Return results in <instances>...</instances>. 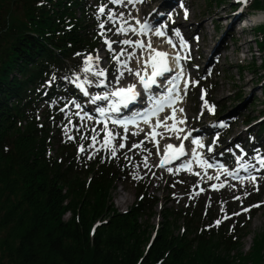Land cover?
<instances>
[{
    "label": "trees",
    "instance_id": "16d2710c",
    "mask_svg": "<svg viewBox=\"0 0 264 264\" xmlns=\"http://www.w3.org/2000/svg\"><path fill=\"white\" fill-rule=\"evenodd\" d=\"M90 13L87 0H0V264L250 263L230 255L238 221L215 225L195 210L161 208L149 238L158 199L136 187L134 202L117 210L111 194L121 168L110 159L79 161L74 139L57 137L59 106L47 105L71 94L60 78L101 43ZM256 73L263 116L264 58ZM263 132L264 116L254 136ZM256 241L252 260L264 264V239Z\"/></svg>",
    "mask_w": 264,
    "mask_h": 264
},
{
    "label": "rangeland",
    "instance_id": "374dc122",
    "mask_svg": "<svg viewBox=\"0 0 264 264\" xmlns=\"http://www.w3.org/2000/svg\"><path fill=\"white\" fill-rule=\"evenodd\" d=\"M249 1L247 0L243 6L238 0L221 2L220 0H140L139 3L133 4H128L127 0H123L120 4H113L111 0H87L91 8L90 22L93 21L95 32L101 41L92 56H99V60L93 61L92 72L85 73L83 68L86 66L87 55L76 71L60 78V86L69 88L71 94L61 96L63 105L57 111L60 119L55 123L59 128L56 132L57 137L74 139L79 161L85 163L89 157L107 158L121 168L120 179L116 180L111 194L113 206L117 210L124 211L134 202L136 187L147 189L158 199L155 215L149 218V224L154 226L149 232V237L158 225L161 208L169 210L183 208L195 210L194 212L197 211L198 214L205 212L211 214L214 223L218 219L221 220L219 224L221 226L238 221L241 231L238 232L237 246L230 255L237 254L243 258L251 256L252 260L256 252L254 249L257 246L256 240L264 239V235H261L264 233L262 232L264 230V168L259 165V159L264 158V149H260L262 145L264 146V132L259 137L254 136L264 116H260L261 103L255 100L260 96L261 84L258 83L256 71L261 59L264 58V54L259 51L256 44L260 36L258 32L263 29L261 25L264 24V18L255 20V14L264 12V0H260L261 6L257 9L249 6ZM102 4L106 5V9L105 15L100 16L98 8ZM185 9L188 13L187 18L184 14ZM108 12L115 14L112 21L107 19ZM13 13L16 15L20 13L17 7H14ZM244 15L245 17H242ZM147 18L148 22L163 24L174 36H176L174 30L178 29L181 37L190 42L185 74L192 77L191 85L187 89V94L183 92L181 95L182 106L179 110L184 111L177 119L186 118L182 129H190L192 136L200 135L204 147L200 148L199 152L209 163L213 164L211 159L217 156L232 162L230 152H234L233 154L238 158L245 153L243 162L250 163L253 167L242 173L240 183L234 179L236 178L234 176H225L223 180H217V174H212V170L204 177L213 179L205 182L201 177L200 168L192 171L186 168L176 170V163L181 162V159H177L174 164L168 163L161 167L160 160L167 143L173 142L179 146L183 142L184 150L188 153L193 148L192 136L184 140L177 139V135L181 137L182 132L171 133L164 127L156 129L157 136L154 139L148 135L151 133L149 128L152 125L128 129L125 133L124 129L108 124V129L116 139L101 147L106 133L101 131L104 124L96 120L99 114L96 108L107 107V104L106 101H97L93 104L90 98L109 92L120 85L136 83L137 77L128 69L142 70L143 59L148 58L150 52L146 47L147 43H151V48L154 46L169 48V45H165V38H154V34L139 36L131 35L133 33L130 31V35L125 37L128 32L117 31L121 26L134 27L137 20L143 22ZM100 23H104V29L99 28ZM125 39L132 41L141 39L145 47L137 48L138 46L134 44L124 45L121 42ZM105 40L113 41L111 49L105 44ZM117 56L119 60L114 59ZM122 64L126 66L122 67ZM101 69L106 73L103 78L95 75V71ZM120 72L124 75L117 84L116 77ZM77 77L80 78L79 81ZM101 79L105 80V84L97 86ZM194 81L199 83L193 84ZM77 83H84L88 91L87 96H82L76 90L74 85ZM58 104V101L53 100L47 106L52 110ZM76 104L81 107L76 108ZM209 106H214V113L208 110ZM219 120H223L224 127L217 125ZM138 131L139 135H133ZM94 135L97 137L96 144L90 147L91 137ZM125 135L126 140L123 139ZM121 142L125 143L123 149L118 147ZM141 142L143 144L140 148L132 147L133 144ZM236 142L242 146L243 152H238L234 147ZM81 145L85 148L83 152L79 150ZM209 146L213 148L212 152L208 151ZM112 148L116 149L115 157L111 155ZM254 151L257 153L255 154ZM169 168L172 169L171 172L168 171ZM251 176H255L256 180L252 181ZM213 184L217 186L215 189L212 188ZM221 184L224 186L220 187ZM254 205L259 206L252 207ZM244 208H250V211L245 213L242 211ZM234 213L240 214L233 215ZM225 215L230 218L225 219ZM67 218L68 214H65L63 219ZM181 225L182 222H179L178 226ZM260 232L262 233L259 234ZM251 260L250 263L247 260V263L257 264V260Z\"/></svg>",
    "mask_w": 264,
    "mask_h": 264
},
{
    "label": "snow or ice",
    "instance_id": "6c2138e0",
    "mask_svg": "<svg viewBox=\"0 0 264 264\" xmlns=\"http://www.w3.org/2000/svg\"><path fill=\"white\" fill-rule=\"evenodd\" d=\"M123 0H111V3L113 4H120L122 3ZM129 3H135L136 0H128ZM242 3H246L247 0H241ZM181 7H183V5L181 4ZM105 9H106V5H100L98 8V13L100 14V16L105 15ZM185 18H187V10L185 9ZM121 15H123L121 13ZM115 14L112 12H108L107 13V19L109 21H112L114 19ZM99 18V17H98ZM136 23L139 25V31L140 33H145L148 29H149V24L145 21V22H140L139 20L136 21ZM105 25L104 23H100L99 24V28L100 29H104ZM166 27V26H164ZM129 29H131L132 31H136V29L129 25L128 28H125L123 26L117 28L118 32H127L129 31ZM175 31V35L177 37H181V33L179 32V30H174ZM104 33L102 32L101 35H103ZM156 35L158 36H163L165 35V32L163 30V28H158L156 29L155 32ZM169 44H172V40L169 38V40L167 41ZM112 43L113 41L110 40H105V44L108 46L109 49H111L112 47ZM121 43H123L124 45H137L141 48L145 47V45L139 41H132V40H128L125 39L123 40ZM186 42L183 40V38L181 37L180 39V45L183 47L185 46ZM147 47L155 53L154 56H150L149 60H145L144 61V69H143V74H142V70L141 69H136V70H132V69H128L129 72H133V74L138 78V81L140 83V85L143 87L144 91L146 94L151 93V90L154 86L156 87H163V85H160L158 83V78H165L166 82L168 84H170V87L166 88V92L167 95L165 96H161V97H157L154 95L149 94L147 99L149 102H151L152 107L151 108H147L145 109L143 112H137L135 113L131 118H125V119H111V117L109 116V119H111V123L112 124H117V125H122L124 128V132L127 133L128 131V125L129 124H135L137 121V118H142L146 123L149 121L150 117L153 116H157L158 113L162 112L166 106V104H168L169 102H173V94H175V99L176 100H180L182 99V97L179 95V86H178V81L180 79L183 78L184 73H183V67L181 66L179 68L178 71L174 70L172 67L169 66L168 63V53L163 52V51H159L156 49H152L151 48V43L149 42V44L147 45ZM173 47H175V45H173ZM114 59L119 60V56L114 57ZM98 61L99 60V56L93 57L92 55H88L85 59V67L83 68V71L85 73H89L93 71V61ZM175 60L177 65L180 64V60H181V56L179 55V53L176 54L175 56ZM139 63V61H137ZM150 64L151 67V73H148V66ZM126 64H122V67H125ZM173 71H175V75H173L171 77L170 80H167V78L165 77L166 73H172ZM95 75L97 77H105L106 73L104 70H97L95 71ZM124 75L123 72H120L119 75L116 77V81L117 84L119 83L120 78H122ZM53 79H55V77H53ZM77 81H79V77L76 78ZM89 83H91V81H89ZM188 81H185L184 84V94H187V89H188ZM193 84H198V81H194L192 82ZM105 84V80L101 79L99 81V85L97 86H103ZM77 87L84 89V83H77ZM84 95L87 96L88 95V91L86 89H84ZM140 96V93L136 91V85L135 84H131L128 85L127 87H116L114 90H111L109 92H105L103 94H97L95 96H92L91 102L93 104H95L97 101H107L108 102V106L107 107H97L96 111L99 113V115L101 117H105L108 114H115V113H120L121 109H127L129 107V105L134 104L138 101V97ZM76 108H80L81 106L79 104L75 105ZM205 106H207V101H205ZM208 110L214 113V106H209ZM180 112H183V109L179 110ZM176 109L173 107L171 114L168 116L164 117V120H159L157 119L156 121V126H164L166 129L168 128L167 125V121L168 120H173V124L171 125V130L175 131L177 133L183 132L184 129L182 128H178L177 124H183L185 123L186 118L184 119H179L177 120L176 118ZM77 115H79V113H77ZM88 119H92V117H87ZM104 128L101 129V131L105 132L106 135L104 136V144L101 146L103 147L104 145H108L110 144L113 140L116 139V136L108 129V120H104ZM221 127H224L225 125H220ZM142 131V130H140ZM133 135H139V131L136 133H133ZM149 136H152L153 133H149ZM191 134L189 133L188 135L184 136L183 139H188L189 136ZM147 138V136H146ZM154 138V137H153ZM69 139H72V137H69ZM85 139H87V137H85ZM124 140L127 139V136L125 135L123 137ZM177 139H180V136L177 135ZM218 139V137L216 138ZM92 140V144L91 146H94L96 144V140L97 137L94 135L91 137ZM191 143L193 145H196L197 147H204V145L202 144V142L198 139H193L191 141ZM143 142H141L140 144H133L132 147L133 148H140L142 146ZM119 148L123 149L125 147V143L121 142L118 145ZM197 147H193L191 149V154L193 156V158L195 160H197L201 165L207 167V168H212L213 164L209 163L207 159H204L201 155L200 152L197 151ZM237 148H239V145H237ZM168 149H172V152L167 151ZM79 150L81 152L85 151V148L83 145L80 146ZM208 151L212 152L213 148L211 146L208 147ZM111 155L113 157H115L117 155L116 149L112 148L111 149ZM185 152H184V145L183 142H181L179 148H176L175 146L169 144L166 145V151L163 155V157L160 160V166L163 167L165 164L167 163H171L172 160L177 159L180 156H184ZM222 155V154H221ZM91 158V157H89ZM238 159H242V158H238ZM145 161H147V157H145ZM259 165L261 168H264V158L259 159ZM145 166H147V164H145ZM185 167L189 168V170L191 169V163L185 165ZM220 167H223L222 165H220ZM241 167H244L245 170L247 171L249 168L253 167L252 165H244L242 164ZM169 172L172 171L171 168L168 169ZM224 172L226 173V175L228 176H233L235 175V173L229 171L228 169H224ZM208 179H213L212 177H208ZM217 179H219V177H217ZM251 180L255 181L256 177L255 176H251ZM224 185L221 184L220 187H223ZM217 186L215 184L212 185V188L215 189ZM258 190V187H257ZM247 195V193H246ZM235 199H240L239 197H235ZM259 205H254L252 207H258ZM243 212H248L250 211V208H244L242 209ZM240 213H234L233 215H239ZM230 217H228L227 215H225V219H228ZM216 225H219L221 223V220H216Z\"/></svg>",
    "mask_w": 264,
    "mask_h": 264
},
{
    "label": "bare ground",
    "instance_id": "6f19581e",
    "mask_svg": "<svg viewBox=\"0 0 264 264\" xmlns=\"http://www.w3.org/2000/svg\"><path fill=\"white\" fill-rule=\"evenodd\" d=\"M128 1V0H127ZM140 2V0H136V2L135 3H139ZM128 4H133V3H128ZM262 18H264V12H262V13H259V14H255V20H261ZM233 22V21H232ZM147 23H148V21H147ZM149 24V23H148ZM139 25L136 23V25L134 26V28L136 29L137 27H138ZM128 28V27H127ZM130 31L133 33V34H135L136 32H138L139 31V29H137L136 31H132L131 29L129 30V31H127V32H129L130 33ZM156 32V31H155ZM152 34H154V38H158V36H156L155 35V33H154V31H153V33ZM165 38V40H166V36L164 37ZM159 40H161V39H159ZM148 44V43H147ZM162 44V43H161ZM166 46L167 45H169L168 43H166L165 44ZM135 49V48H134ZM152 49H156V50H159L158 48H152ZM164 50H168V47H165V48H163ZM159 51H161V50H159ZM164 52V51H163ZM155 55V53L154 52H152L151 50H150V52L148 53V58H150V56H154ZM168 57H170V54L168 53ZM143 60H145V58L143 59ZM147 60V59H146ZM145 66V65H144ZM150 71H151V67H150V64H149V66H148V73L150 74ZM142 74H143V70H142ZM162 96V95H161ZM160 96V97H161ZM179 102H180V100H178V103H177V105L174 107L175 109H176V114H178L179 113V108L181 107V105L179 104ZM170 111H172V109L170 110ZM171 114V113H170ZM175 114V115H176ZM177 118V117H176ZM178 120V119H177ZM169 122L167 123V125H168V130L169 131H171V133H176L175 131H172L171 130V125L173 124V120H168ZM137 127V126H136ZM161 127H164V126H161ZM177 127L178 128H182V124H177ZM165 128V127H164ZM150 131H151V133H153V135L152 136H150V137H154V139H156L155 137L157 136V134H155L156 133V130H155V127H152L151 129H150ZM167 131V130H166ZM185 131V130H184ZM183 131V132H184ZM183 132H182V134H183ZM181 134V135H182ZM196 137L194 136V137H192V140L193 139H195ZM199 140V139H198ZM201 141V140H200ZM169 144H172V143H169ZM194 147H197L196 145H194ZM199 149H200V147H197V151L199 152ZM166 151V148H165V150H164V152ZM167 151H169V152H172V149H168ZM192 156V155H191ZM189 163H191V168H194V167H200V168H204L205 166H203V165H201L197 160H195L194 158H193V156L189 159V161H187V163H185L186 165L187 164H189ZM184 164V165H185ZM241 169H243V167L241 168ZM121 197V196H120ZM120 199V198H119ZM127 201V200H126Z\"/></svg>",
    "mask_w": 264,
    "mask_h": 264
}]
</instances>
